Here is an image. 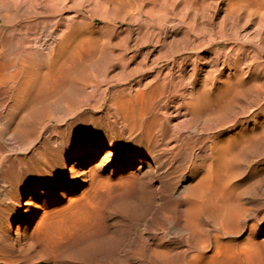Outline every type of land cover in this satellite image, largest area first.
<instances>
[{"label":"bare ground","instance_id":"obj_1","mask_svg":"<svg viewBox=\"0 0 264 264\" xmlns=\"http://www.w3.org/2000/svg\"><path fill=\"white\" fill-rule=\"evenodd\" d=\"M49 1L52 10L46 9L47 14L43 13V17H38L37 12L28 11L27 14L19 15V8H11V5L4 8L0 14V102H5L6 98L12 100L10 113H0V264H59L55 259L51 260L42 254L49 250L48 247L42 248L40 254L35 248L37 244L29 241L33 220L40 208L35 202L48 194L45 189L50 188L51 184H55L53 188L56 187L53 193L59 192L62 195L64 192L78 189V178L82 182L87 181L89 177L94 178L97 169L111 162L115 156V148L106 151L104 147H90L79 153L74 149L72 154H67V143L73 138L72 133L67 130L62 131L63 134L60 133L65 141L59 142L52 138L53 141L50 136L42 139L45 121L48 119L51 123H63L69 115H75L78 107L94 96L95 90L90 91L89 88H97L102 79L109 78L112 70L121 68L119 80H130L136 72H128L126 68L136 63L138 57L132 52L150 44L147 40L131 48L125 45L122 55L116 57L112 56L113 53L109 54L103 62L101 58L104 56L98 61L94 54L83 55V52H78L77 18L65 17V13L73 6L68 3H73L74 0ZM126 1L130 11H141L143 8L139 0ZM201 2L205 3L204 0ZM229 2L232 3L231 0ZM46 3L47 1L45 5ZM197 3H192V9L199 10ZM237 4V7H240L238 10L244 12L242 16H254L256 23H264V0H239ZM236 5L233 2L230 9L228 7L231 13L237 9ZM91 8L90 4L83 11ZM13 13L17 14V18L12 17L15 16ZM25 19L29 20L26 26L24 25L25 33H17L20 30L16 31V23ZM96 20L97 17L94 16L93 21ZM147 27L146 29H149ZM178 27L181 29V25ZM151 29L153 31H149L150 34L156 30L162 33H169L170 30L167 26H153ZM188 34L187 31L186 35ZM250 38L245 41L250 42ZM84 40L81 39L82 42H85ZM184 49L188 48L182 46V50ZM187 56L181 59L182 67H185L183 75L189 73L188 62H192V74L187 81L183 79L176 82L168 73L170 77L167 74L168 78L159 81L157 76L146 90H138L131 95L119 93L120 95L114 97L129 133L135 134L141 130L139 136L137 133V137L133 136V141L138 145L140 143L142 152H136L123 161L135 163L140 161L145 153L152 155L155 148H159L160 140L156 131L162 132V141L169 140L170 131L173 130H169L170 127L163 121L162 115L155 112V101L164 96L172 85L176 99H185L183 107L190 115L187 127L192 128L197 124L202 126L200 136L184 134V130L183 134H175L174 137H180L185 148L198 144L206 145L210 150L208 171L204 176L199 174L201 179L189 190L191 192L186 194L187 197L185 193L181 194L185 197L189 212L186 208L184 211L188 215H182L187 218L189 216V220L176 221L180 222L179 227L183 233L175 241V246H162L147 239L145 246L133 255L132 260L117 254L116 264H264V227H258V222H249L250 219L256 221L261 217L260 209L262 210L264 205V87L250 85L245 81L243 62L237 55H225L221 66L214 65L207 78L198 76L199 67L195 64L196 60ZM261 58L264 64V52ZM198 59L204 60L201 57ZM261 71V76H264V67ZM141 77L138 84L142 83L146 74ZM106 92L107 90L93 109L103 105ZM238 109L250 111L253 118L251 128L244 122L236 127V118L233 128L227 127ZM68 125L77 128L78 118L72 119ZM118 137L121 141V137ZM171 138L170 141L173 140ZM75 140L77 143L78 136ZM17 150L26 153L19 157ZM104 152L102 162L95 165L94 171L91 170V165L96 164L95 161ZM151 155L147 163L149 166L153 165L151 162L154 163L152 172L156 173V157ZM27 162L30 165L24 171H19L18 165ZM30 184L38 185L29 190ZM17 194L24 195L21 203L19 202L17 213L13 215L6 204H14ZM154 199L151 201L156 203ZM49 214L44 210L39 224L50 218ZM184 216H181L182 220ZM261 218H264L263 215ZM40 228L43 226L38 227L39 231ZM29 252H32L33 256Z\"/></svg>","mask_w":264,"mask_h":264},{"label":"rangeland","instance_id":"obj_2","mask_svg":"<svg viewBox=\"0 0 264 264\" xmlns=\"http://www.w3.org/2000/svg\"><path fill=\"white\" fill-rule=\"evenodd\" d=\"M41 1L0 0V14L4 8L11 5V8H19V15L37 12L39 13L38 17H43L45 16L43 13L52 10V5L49 4V0ZM46 1L49 5L47 3L45 5ZM139 1V4H143L141 11L132 9L130 11L126 6L128 4L126 0H92V2L91 0H74L73 3H68L73 6L65 13V17L67 19L77 18L79 23L78 52H83V55L94 54L98 61L104 56L101 58L103 62V59L106 60V56L109 54L113 53L112 56L116 57L122 55L125 45L131 48L135 44L147 40L150 44L143 45L144 47L140 50L132 52L138 57L136 63L126 68L128 72H136L130 80L125 78L119 80V76L122 74L121 68L116 71L111 69L112 72L107 80L102 79L97 88H89L90 91L95 90L94 96L87 103L81 104L75 115H69L63 123H51L48 119L45 121L46 126H43L41 133L42 139L50 136L51 140L60 142L66 140H63V136H61L62 131L67 130L72 133L73 138L67 143V154H72L74 149H77L76 152L79 153L90 147H104L106 151L115 148V156L111 162L97 169L94 178L89 177L84 182L78 178V189L64 192V196L59 192L53 193L56 191V187L53 188L55 184H51L50 188L45 189L48 194L41 196V199L35 202L40 208L38 215L33 220L31 230L36 229L37 226H43V228H40L41 231L38 227V230L31 231L29 241L37 244L35 247L37 253H40L42 248L48 247L49 250L46 253H41L51 260L55 259L59 264H116L115 256L117 254L125 255L132 260L133 255L145 246L147 239L162 246H175V241L183 233L182 228L179 227L180 222L189 220V216L188 218L184 216L189 212L188 204L182 195L190 194L189 190L198 182V179H201L200 176H204L208 171L210 163L208 147L198 144L185 148L180 137H174L175 134L180 136L184 132V134L194 137L200 136L202 126L197 124L192 128L187 127L190 115L183 107L185 99L180 97L176 99L172 85L169 86L168 92L164 96L155 101V109L157 108L155 112L161 114L163 121L170 127L169 130H173L170 131V138L172 137L173 140L170 141L169 138V140L162 141L160 135L162 132L156 131L160 140L159 148L156 147L152 155L145 153L140 161L135 163L123 161L124 158L132 156L136 152H142L140 143L138 145L133 141L134 137L141 134V130L136 132L137 136L136 133H129L127 124L118 111L115 96L121 93L131 95L138 90H146L157 76H159V81L168 78L169 74L176 82H181L183 79L187 81L192 74V62H188L187 71L189 73L183 75L182 71L185 67H182L181 60L187 55V57L196 60L195 64L199 67L198 76L200 77L209 75L214 65L221 66L225 55H237L243 62L245 81L250 85L264 87V80H262L264 76H261V70L264 67L261 58V54L264 52V23L260 24L258 21L256 23L257 19L254 16V18L252 16H250L251 18L245 17V15L243 17L244 12L238 10L240 7H237L238 4L236 5L239 0H231L232 3L229 2L230 0H204L205 6L201 2L203 0H197L198 3L196 0ZM194 2L199 4V10L192 9ZM233 2L237 9L231 13L229 9ZM90 4L91 10L83 11ZM35 5L37 6L35 7ZM13 15L15 16L12 17L17 18V14L13 13ZM94 16L97 17L96 21H93ZM28 21L25 19V21L21 20L16 23V31H21L17 33H25L24 27ZM180 25L183 30L179 29ZM259 25L263 27H259ZM153 26L157 28L167 26L170 30H168L169 33L156 30L154 31L156 35L154 32L150 34L153 31L151 29ZM187 31L188 35H186ZM243 36L247 38L244 39ZM248 37L252 38H250V42H246V39L249 40ZM80 38L85 39V42H82ZM244 41L247 43L246 45ZM182 46L188 49L182 50ZM89 50L90 52H88ZM132 53L129 54L132 55ZM198 57L204 60H199ZM158 60L160 61L157 63ZM206 62L207 64H205ZM148 67L154 69L145 70ZM144 73L147 78H143L142 83L138 84L137 82ZM210 86L213 87L211 84ZM106 90L103 105L98 109H93L99 104ZM11 103L12 100L9 98H6L3 103L0 102L2 115L10 113ZM249 112L247 109H238L232 116L233 121L227 127L233 128L236 118V127L244 122L248 128H251L253 118ZM73 116L78 118L77 128H71L68 125L74 119ZM247 118H249L248 121H246ZM201 122L203 123V121ZM76 136H78L77 143ZM118 136L121 137V141ZM17 152L19 157L26 153L20 150ZM150 155L153 158L156 157L154 161L158 168L156 172L158 174L152 172L154 163L151 162L153 164L151 166L147 163ZM104 156L105 152L98 157V160L95 161L96 164L91 165V170H95V165L100 164ZM28 165H30L28 162L20 163L18 170L22 172ZM35 185L38 184H30L28 189H32ZM23 195L17 194L14 204H6L7 209L13 215L17 213ZM153 197L158 199L155 200ZM153 199L157 202L151 201ZM186 208L188 213L184 211ZM44 210L48 211V214L50 212V218L46 219V222L42 221L40 225L39 220L42 219L40 217ZM260 211L259 216L263 215L264 217V205ZM183 213L185 214L182 215ZM181 216L182 218L184 216V220ZM261 217H259L261 220L259 218L256 221L250 219L249 222L251 224L258 222V227H264V218ZM177 220L180 222H176ZM52 245L54 246L52 247ZM29 253L33 256L32 252Z\"/></svg>","mask_w":264,"mask_h":264}]
</instances>
